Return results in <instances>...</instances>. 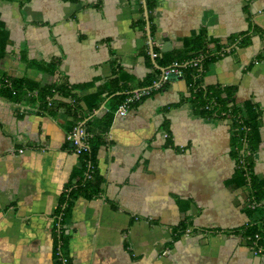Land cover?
I'll use <instances>...</instances> for the list:
<instances>
[{
	"label": "crops",
	"instance_id": "crops-1",
	"mask_svg": "<svg viewBox=\"0 0 264 264\" xmlns=\"http://www.w3.org/2000/svg\"><path fill=\"white\" fill-rule=\"evenodd\" d=\"M156 1L148 36L142 0H0L7 76L41 86L64 79L80 99L106 91L118 69L120 85L135 91L148 76L154 82L125 116L115 108L97 153L101 194L78 197L64 224L70 263L264 264L234 233L258 217L232 188L230 120L197 115L182 79L157 87L155 60L202 30L221 44L236 39L202 83L233 87L235 103L262 111L252 159L264 180V60L255 61L264 56V0ZM101 98L91 116L114 107ZM73 127L62 109L51 115L0 98V264H53L54 213L78 166L66 141Z\"/></svg>",
	"mask_w": 264,
	"mask_h": 264
},
{
	"label": "trees",
	"instance_id": "trees-1",
	"mask_svg": "<svg viewBox=\"0 0 264 264\" xmlns=\"http://www.w3.org/2000/svg\"><path fill=\"white\" fill-rule=\"evenodd\" d=\"M145 5L151 20L157 1L145 0ZM139 25L145 35V21L141 20ZM7 42V31L0 21V62L5 58ZM235 42L236 39L230 38L227 45L221 44L219 41L207 38L205 31L202 30L198 35L185 41V49L182 52L157 57L155 60L158 67L162 69L168 67L173 61L183 64L181 78L189 93L184 101L192 105L197 115L230 120L231 157L235 161V172L231 180L232 188L242 192L243 209L246 214L249 217L254 215L258 217L253 223L242 226L234 233H240L246 238L248 245L253 249H261L260 253L264 256V180L254 174L252 159V155L259 147L258 131L261 126L262 111L251 102L235 103L236 89L233 87L205 86L202 83L208 66L229 53L230 45ZM243 43L246 45L244 41ZM211 44L213 48L210 47ZM260 60H264V56H258L255 61ZM194 61H198V67L192 66ZM43 70L51 74L55 72L54 67ZM154 70L159 72L158 69ZM114 75L106 91L99 90L93 95L80 99L73 92L76 87L70 86L64 79L41 86L25 78L9 77L0 70V98L14 103H30L39 111L51 115L62 109L72 120V127L81 124L87 133L84 142L88 149L78 155V166L72 170L69 183L62 192L54 213L56 224L52 231L53 264H61V257L67 258L70 262L67 255L69 236L65 234L64 224L78 197L93 199L100 196L104 180L97 167V153L105 144L104 136L112 124L115 108L135 91L133 88L120 85L123 76L119 69ZM138 86L139 90L149 89L150 94L155 88L150 76ZM104 92H106V98L114 102V107L101 117L91 116L99 109ZM82 100L86 106L85 110L80 104ZM67 145L73 150L70 144Z\"/></svg>",
	"mask_w": 264,
	"mask_h": 264
},
{
	"label": "built area",
	"instance_id": "built-area-1",
	"mask_svg": "<svg viewBox=\"0 0 264 264\" xmlns=\"http://www.w3.org/2000/svg\"><path fill=\"white\" fill-rule=\"evenodd\" d=\"M152 57H156V54L152 53ZM192 66L198 67V61H194L192 63ZM182 67L183 64L179 61H173L168 67L162 69L160 74V82L157 85L161 86L163 84L169 83L173 80H176L177 78L181 77L182 75ZM149 89H140L134 91L132 94L127 96L119 105L117 108V114L119 116H125L127 114L128 109L136 104L137 102H140L143 98L150 95ZM87 138V133L84 131V129L81 127V125L74 126L69 132L66 134V141L68 144H70L73 148V151L75 154L80 155L81 152H85L88 149V146L84 142ZM255 254H261L260 250L253 249ZM61 264H71L68 262L67 258H60Z\"/></svg>",
	"mask_w": 264,
	"mask_h": 264
},
{
	"label": "water",
	"instance_id": "water-1",
	"mask_svg": "<svg viewBox=\"0 0 264 264\" xmlns=\"http://www.w3.org/2000/svg\"><path fill=\"white\" fill-rule=\"evenodd\" d=\"M142 2H143V6H144V10H145V17H146V22H147V34H148V36H149L150 31H149V23H148V13H147L146 5H145V0H142ZM177 79H178V80H181L182 78L179 77V78H177Z\"/></svg>",
	"mask_w": 264,
	"mask_h": 264
}]
</instances>
